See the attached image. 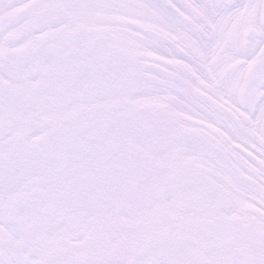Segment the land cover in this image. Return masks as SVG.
Segmentation results:
<instances>
[{"label": "snow or ice", "instance_id": "6c2138e0", "mask_svg": "<svg viewBox=\"0 0 264 264\" xmlns=\"http://www.w3.org/2000/svg\"><path fill=\"white\" fill-rule=\"evenodd\" d=\"M0 264H264V0H0Z\"/></svg>", "mask_w": 264, "mask_h": 264}]
</instances>
